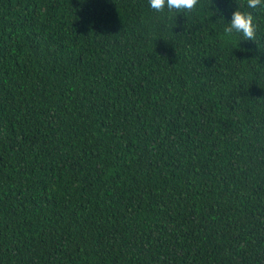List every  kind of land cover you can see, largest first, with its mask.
I'll return each mask as SVG.
<instances>
[{"label":"trees","instance_id":"16d2710c","mask_svg":"<svg viewBox=\"0 0 264 264\" xmlns=\"http://www.w3.org/2000/svg\"><path fill=\"white\" fill-rule=\"evenodd\" d=\"M0 264H264V10L0 0Z\"/></svg>","mask_w":264,"mask_h":264},{"label":"clouds","instance_id":"9594fccd","mask_svg":"<svg viewBox=\"0 0 264 264\" xmlns=\"http://www.w3.org/2000/svg\"><path fill=\"white\" fill-rule=\"evenodd\" d=\"M150 7L156 12H163L166 8L169 13L188 14L194 12L200 0H148ZM247 6L251 9L264 10V0H247ZM258 23L251 12L236 10L232 14L231 21L224 28L226 36L234 32L242 34L245 40H256Z\"/></svg>","mask_w":264,"mask_h":264}]
</instances>
